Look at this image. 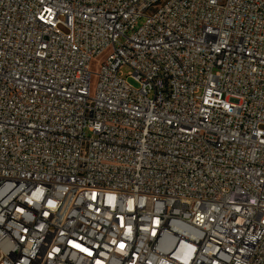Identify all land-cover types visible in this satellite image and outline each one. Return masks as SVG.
Masks as SVG:
<instances>
[{"label": "built area", "instance_id": "1", "mask_svg": "<svg viewBox=\"0 0 264 264\" xmlns=\"http://www.w3.org/2000/svg\"><path fill=\"white\" fill-rule=\"evenodd\" d=\"M0 264H264V0H0Z\"/></svg>", "mask_w": 264, "mask_h": 264}, {"label": "rangeland", "instance_id": "2", "mask_svg": "<svg viewBox=\"0 0 264 264\" xmlns=\"http://www.w3.org/2000/svg\"><path fill=\"white\" fill-rule=\"evenodd\" d=\"M142 23V21L140 22V24ZM105 57V55L101 56L100 58L96 59L93 61L92 66H91V71H92V80H91V92L92 94L95 92L96 88H97V84H98V72L100 70L99 67V63L103 60V58ZM121 71L123 72V75L125 77L128 76V74L131 72V68L127 65L123 66L121 68ZM128 81L129 83H131L133 86L138 87L139 84L138 82L133 78V77H128Z\"/></svg>", "mask_w": 264, "mask_h": 264}]
</instances>
